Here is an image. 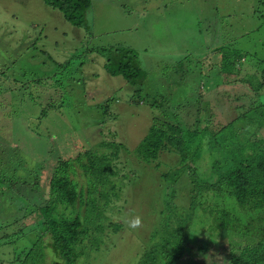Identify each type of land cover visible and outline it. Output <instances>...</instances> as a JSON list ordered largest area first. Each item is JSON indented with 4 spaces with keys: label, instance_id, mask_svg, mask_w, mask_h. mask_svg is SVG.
<instances>
[{
    "label": "rangeland",
    "instance_id": "rangeland-1",
    "mask_svg": "<svg viewBox=\"0 0 264 264\" xmlns=\"http://www.w3.org/2000/svg\"><path fill=\"white\" fill-rule=\"evenodd\" d=\"M119 45L138 52L146 74L133 102L140 86L107 74L104 57L94 52ZM221 47L225 55L226 48L244 55L242 74L222 70ZM255 67L264 68V0H92L81 27L44 0H0V264H14L17 252L41 239L40 207L54 199L55 167L87 149L100 168L88 178L79 168L74 178L90 190L89 203L53 207L57 216L80 217L87 229L76 264H137L161 243L165 226L177 230L188 214L186 234L183 228L179 233L196 247L188 245L179 264H229L230 247L264 237L262 218L252 224V237L228 230L217 235L213 217L200 209L193 218L194 178L189 171L175 179L178 152L161 151L151 163L134 152L155 117L185 127L207 121L210 129L212 122L219 126L242 115L236 126L253 129L248 117L262 111L264 89L256 93L244 77L257 85ZM210 86L221 88L211 95ZM210 97L215 103L207 105ZM211 144L198 160L197 179L211 180L213 162L223 159ZM106 162L115 173L104 171ZM170 170L168 179L163 174ZM203 193L206 200L209 192ZM168 195L176 208L165 209ZM210 196V210L228 205L220 197L216 207ZM229 203L247 211L234 198ZM136 217L141 224L131 227ZM51 242L45 232L39 246L46 247V264H62Z\"/></svg>",
    "mask_w": 264,
    "mask_h": 264
},
{
    "label": "trees",
    "instance_id": "trees-1",
    "mask_svg": "<svg viewBox=\"0 0 264 264\" xmlns=\"http://www.w3.org/2000/svg\"><path fill=\"white\" fill-rule=\"evenodd\" d=\"M44 2L48 6L60 10L67 21L78 27L86 25V14L92 5V0H44ZM224 50V47L217 50L222 54V70L228 76L242 74L241 59L245 58L244 55L235 53L229 48H226L225 55ZM94 52L104 57V68L107 74L111 76L121 75L129 84L140 86L129 100V102L136 101L135 97L141 91V85L146 76L138 52L122 45L99 47L94 49ZM252 76L254 78L259 77L257 85L251 83V76L246 75L245 81L249 80L246 82L251 85L252 89L256 93L262 94L264 68L259 72L255 67ZM242 79L240 80L242 81ZM225 81L231 82L230 79ZM263 107L264 103L260 105L262 109L260 113L254 117H248V120L253 123V129H245L243 132H241L242 128L236 126L237 121L243 119L242 115L237 116L236 120L219 126L212 122L210 129L205 126L207 121L204 125L201 123L195 125L193 122V127H191L192 125L185 127L155 117L147 134L134 152L145 163L157 160L161 151L178 152L181 161L176 166L177 171H174L177 172L175 179L180 178L183 173H189V171L194 178V189L189 206L192 217L194 218L195 211L200 209L204 216L213 217L212 226L216 223V228H212L211 231L217 235L228 230L243 235V237H252L254 235L252 224L257 218L264 219V136L261 133L264 129ZM198 113L200 115L202 111L199 110ZM247 113V111L243 113L244 118L247 117ZM206 142L212 143L210 148L214 152H223V159L213 162L210 168L212 178L209 181L194 177L196 172L201 169L198 160L204 153ZM102 145L106 146L107 144L103 143ZM83 155H86L87 158H84ZM101 157H106V155L102 154ZM79 168L83 170L87 178L90 174L98 171L100 162L92 149H87L75 158L59 160L50 181V189L54 198L52 204L40 207L46 228L40 234L41 239L37 240L31 247L16 253L14 264H46V247L39 246L45 232L51 234L52 242L49 245L53 247L55 256L62 264L77 263L80 256L77 246L83 242L87 229L82 227L80 217L57 216L53 210L60 204L83 207L89 203L90 190L87 188L88 190L85 191V188L79 187L80 184L74 178ZM104 171L108 175L115 173L112 162H106ZM163 176L169 179L172 176V170L165 172ZM203 192H209L206 200ZM210 194L213 196V203L216 207L220 206V197L228 205L222 210L219 208L210 210L208 206L209 199H212ZM173 197L168 195L165 209L176 208ZM231 198L236 199L242 209L247 211H236L229 203ZM187 216H181L180 226L175 231H169V225L165 226L167 230L163 232L161 243H154L150 249L144 252L137 264H179L186 255L188 245L193 244L185 241L184 235L179 233V230L183 228L182 225L186 226L183 220ZM254 237L245 244L233 245L226 251L229 264H264V237L257 234ZM229 244L231 245V241ZM200 245L201 249H205L206 244ZM222 246L218 244V252L221 251ZM209 249L207 248V250ZM209 253L214 252L209 251Z\"/></svg>",
    "mask_w": 264,
    "mask_h": 264
},
{
    "label": "crops",
    "instance_id": "crops-1",
    "mask_svg": "<svg viewBox=\"0 0 264 264\" xmlns=\"http://www.w3.org/2000/svg\"><path fill=\"white\" fill-rule=\"evenodd\" d=\"M221 87H217V89H220ZM216 88H213L212 86H210L209 88H208V91H211V95L213 94V93H217L218 92V90H217ZM213 99H212V97H210L209 99H207V100H205L206 101V104L207 105H212V104H214L213 103V101H212Z\"/></svg>",
    "mask_w": 264,
    "mask_h": 264
},
{
    "label": "clouds",
    "instance_id": "clouds-1",
    "mask_svg": "<svg viewBox=\"0 0 264 264\" xmlns=\"http://www.w3.org/2000/svg\"><path fill=\"white\" fill-rule=\"evenodd\" d=\"M141 224V219L139 217H136L131 222V227H138Z\"/></svg>",
    "mask_w": 264,
    "mask_h": 264
}]
</instances>
